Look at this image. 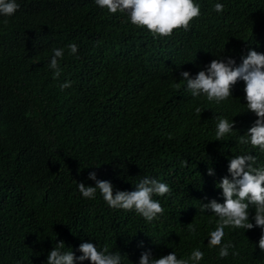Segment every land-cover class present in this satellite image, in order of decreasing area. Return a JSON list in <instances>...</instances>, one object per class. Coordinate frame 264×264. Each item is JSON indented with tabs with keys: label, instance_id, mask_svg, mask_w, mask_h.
Masks as SVG:
<instances>
[{
	"label": "trees",
	"instance_id": "1",
	"mask_svg": "<svg viewBox=\"0 0 264 264\" xmlns=\"http://www.w3.org/2000/svg\"><path fill=\"white\" fill-rule=\"evenodd\" d=\"M193 2L200 15L188 31L155 38L95 0H16L12 16L0 15V264H47L60 241L76 257L86 242L119 252L121 264H139L149 250L188 259L197 248L204 257L190 264H264V230L226 227L221 246L234 247L220 258V246L208 245L218 217L201 211L224 203L218 184L231 179L230 159L250 154L253 167H264V152L240 139L258 119L245 83L217 103L192 96L181 76L195 78L214 59L239 66L250 50L264 54V0ZM53 48L64 49L58 79L48 67ZM66 81L72 86L62 91ZM216 117L234 122L219 141ZM91 172L113 195L145 176L166 183L170 194L153 196L163 214L149 222L109 207L99 190L83 197L78 183L94 187ZM254 216L250 206L255 225Z\"/></svg>",
	"mask_w": 264,
	"mask_h": 264
},
{
	"label": "clouds",
	"instance_id": "2",
	"mask_svg": "<svg viewBox=\"0 0 264 264\" xmlns=\"http://www.w3.org/2000/svg\"><path fill=\"white\" fill-rule=\"evenodd\" d=\"M101 8H107L109 12H127L130 22L138 28H146L153 34L154 38L170 36L174 30H189L190 22L199 17L200 7L193 0H95ZM19 8L16 0H0V15L12 16ZM214 11H224L222 4H215ZM7 21H5L6 23ZM69 54L74 55L78 51L75 43L67 45ZM53 55L48 67L53 70V78L58 79L62 69L58 64V58L64 55L63 48H53ZM78 58V57H77ZM181 76L187 82V88L192 96L206 95L209 101L217 103L226 100L231 95V88L238 80L245 83L244 92L247 101L248 111L254 113L258 119L245 135L241 136V143L251 144L264 152V54L250 50L246 57H242V63L236 66L235 60L227 58L214 59L206 70H201L190 78V73L182 72ZM71 82L66 81L60 85L61 90L70 88ZM201 112L200 108L196 109ZM219 120L217 125V141L226 133L233 131L234 122L216 117ZM255 157L239 155L230 159L228 171L231 176L222 178L218 184L222 189L224 203L212 200L207 205H201V211H210L218 217L217 226L209 233L208 245L210 247L220 246L218 256L226 258L229 256V249L234 246L225 243L221 246L225 235L226 227L243 228L251 230L259 227L264 230V167H253ZM211 169L208 175H213ZM88 179L95 181V186H86L78 183V190L85 198H95L99 190L104 201L113 209L135 210L138 214L151 222L162 215L164 209L158 200L153 196L163 197L170 194V187L157 179L143 177L132 192L117 191L113 195V186L110 182L100 181L95 172L89 173ZM255 209V225L249 222V208ZM194 223V221H193ZM192 223V224H193ZM189 225L190 231L195 233V227ZM259 249L264 252V231L259 239ZM65 248L63 241L56 244L47 257V264H83L90 261L91 264H121L122 256L119 252L107 253V249L99 251L92 243H82L78 251L82 253L79 257L74 256L73 251H62ZM107 253V254H106ZM233 256L238 253L233 252ZM204 253L198 248L193 250L188 259H178L175 252L154 258L151 251L141 254L139 264H190L203 259Z\"/></svg>",
	"mask_w": 264,
	"mask_h": 264
}]
</instances>
